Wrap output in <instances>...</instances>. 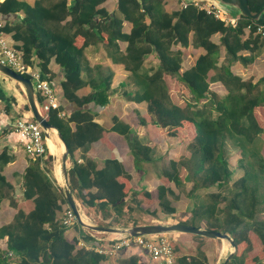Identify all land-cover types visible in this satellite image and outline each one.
I'll return each instance as SVG.
<instances>
[{"label": "trees", "instance_id": "1", "mask_svg": "<svg viewBox=\"0 0 264 264\" xmlns=\"http://www.w3.org/2000/svg\"><path fill=\"white\" fill-rule=\"evenodd\" d=\"M106 1L38 0L34 5H28L19 0H6L0 6V20H7L1 30L14 33V39L22 42L26 62L37 64L33 68L48 76V82L60 99L58 109L44 110V113L68 147L73 195L103 221H109L110 227L139 225L132 217L135 210L150 215L158 211L145 212L140 207L142 201L137 197V188L123 194V184L118 178L131 180L132 176L119 160L108 159L103 168L98 169L87 156L93 143L106 131L95 121L110 102L108 91L113 74L99 66L90 68L85 51L90 46L103 45L115 64H123L131 72L134 90L124 92L127 100L151 103L156 125L172 130L185 124V128L195 133L188 144L191 156L182 157L179 162L162 163L160 168V174L174 181L179 189H183L182 168L190 175L186 181L193 180V187L187 193L192 201L191 217L180 223L200 227V222L206 220L218 226L216 231L233 237L237 247L247 243L244 252L240 255L235 252L227 262L245 264L252 250L248 234L255 233L264 245V221L259 218L264 212V126L255 115V109L264 105V78L247 92L242 79L233 74L231 67L237 62L248 66L256 60L264 45V36L257 34L259 24L244 16L236 25L226 24L195 5L168 12L164 0H115L117 10L110 13L101 8ZM247 2L253 12L264 8V0ZM20 11L25 16L12 21ZM125 22L132 25L130 33L124 32ZM33 23L34 27L28 28ZM246 30L250 34L245 39ZM216 34L221 35L219 45L211 41ZM78 37L84 38L81 47L76 45ZM120 41L128 44L125 51H121ZM178 46L206 48L207 57L200 56L192 68L181 73L184 53L175 49ZM221 47L225 48L226 57L224 64L219 66ZM243 52H249V55H243ZM151 55L159 63L156 68L146 71L144 64ZM53 59L64 72L65 79L60 85L49 69ZM165 76L175 78L185 86L191 98L187 105L174 103ZM216 82L226 84L228 94L220 97L213 92L210 86ZM86 86L92 91L80 96L78 92ZM27 110H30L28 106ZM9 129L6 125L0 126V208L4 200L17 208L15 187L1 172L14 159L7 149L1 148L2 136ZM109 131L123 136L139 173H146L145 165L162 162L157 152L129 124L115 117ZM228 142L241 156L237 169L242 175L235 181ZM77 151L81 152L82 163L76 158ZM52 160L51 155L47 160H30L23 176V197L33 199L35 208L29 214L19 210L10 224L0 228V239L8 237L6 250L0 246V264H7L13 256L19 264H101L107 259L95 251L97 247L104 248V243L89 234L83 235L84 246L78 240L72 243L67 240V228L61 217L67 200L50 171ZM94 187L119 198H89L85 191ZM212 188L218 191L204 192ZM158 190L161 211L175 215L177 211L168 197L173 200H179V197L164 186ZM145 193L147 198L151 197L149 192ZM239 232L243 234L239 236ZM145 254L140 246L133 245L118 251L117 257L119 264H146L148 256ZM207 263L206 254L199 251L196 256H177L176 264ZM254 263L264 264V259L257 257Z\"/></svg>", "mask_w": 264, "mask_h": 264}, {"label": "crops", "instance_id": "2", "mask_svg": "<svg viewBox=\"0 0 264 264\" xmlns=\"http://www.w3.org/2000/svg\"><path fill=\"white\" fill-rule=\"evenodd\" d=\"M19 1L26 3L28 5H34L38 0H19ZM199 2L202 4L216 5L227 11L224 7L220 6L217 1L206 0ZM164 5H165V9L168 12L178 11L181 9L180 0H164ZM101 8H105L110 13L115 12L117 10L116 1L107 0L103 5H101ZM230 12H228V16L233 19H236V24H237L238 20L242 17V15L234 10ZM24 16H25L24 12L20 11L19 13H17L16 17L13 16L11 20L12 21L15 19L20 20ZM6 22L7 20L5 19V24ZM33 27H34V23L28 26V28H33ZM131 29H132L131 23L125 22L124 32L130 33ZM5 33L9 43L19 51L23 52L25 56V53L22 49V42L16 41L14 39V35H13L14 33H7V32ZM249 34H250L249 30H246L244 38L245 39L248 38ZM104 36L106 37L105 34ZM220 38L221 35L216 34L215 36L212 37L211 41L219 45ZM83 43H84V38L78 37L76 45L78 47H81ZM118 44L120 46L121 51H125L128 45L127 43L121 41ZM175 49H181L184 53V59H183L184 61L182 64L183 68L181 70V73L192 68L197 63V60L199 59L200 56L204 55L205 57H207L206 48L196 49L193 48L192 46L189 48H181L178 46ZM85 52H86V59L90 63L89 64L90 68H95L99 66L103 68L105 71L111 72L113 74L110 91H108L110 102L103 107L100 116L95 121L96 123L104 127L106 131L103 133V137L99 141L93 143L89 152L87 153L88 158H90L96 164L98 169L103 168L105 161L108 159L119 160L124 165L126 171L132 176L131 180H128L124 177L118 178V182L123 184L122 192L123 194H125L128 193L131 190V188L134 189L137 188V191H139L137 197L139 201H142L140 207L143 208L145 212H147L146 210H150V212L157 210L161 211L158 200V196H159L158 189L160 186H164L169 190L173 191L175 195L179 197V200L183 196L187 197V193H189V191L193 187V180H190L188 182L186 181V177L190 175L188 172H185L186 171L185 168H182L180 172L181 187L183 189H179L174 181L169 180L167 177L161 175L160 171L158 176L156 175L157 177H155L151 169L153 165H145L143 168L146 170V173H139L135 167V159L133 155L130 153L129 146L125 141V139L123 138V136H121L116 132L109 131V129L112 128L113 119L115 117L129 124L134 130H136L138 135L145 140L146 144L157 152L158 158L162 159V162L159 161L160 164L168 163L171 160L179 162L182 157L189 158L191 156V153L188 150V144L195 135L194 131L185 128V124L181 128L172 129V130L165 129L161 125H156L154 123V116L151 113V103L132 102L127 100L124 96V92H126V90H134V87L131 83V72L127 71L123 64H115L112 61V59L108 56V53L104 49L103 45L90 46L86 49ZM243 55H249V52H243ZM225 57H226L225 48L221 47L220 60L218 63L219 66L224 64ZM33 60L35 62H38V60L35 57H33ZM158 63H159L158 59L154 55H151L147 58L146 63L144 64V69L146 71H151L153 68H156L158 66ZM33 65L37 66V64H33ZM33 65L31 66L33 67ZM49 69L53 74H55L54 79L60 85L61 82L65 79L64 72L61 69V67L55 62L54 59L52 60ZM231 71L233 72V74L239 76L242 79L246 91L249 92L252 86H254V84H256L261 78H264V45L261 48V50L258 52L256 60L252 64L248 66H244L240 62H237L235 63V65L231 67ZM212 74L213 73L211 72L210 75ZM83 75L86 76L85 73ZM165 81L167 82L169 91L171 93V97L176 105L181 106L180 103H178L179 101H181L180 97L181 99H184L182 101H184L185 103H188L187 101L189 102L191 101V98H189L187 95L185 86L182 83H180L177 79L172 78L170 76H165ZM12 83H16V82H14L12 79L0 73V110L3 111L6 115V117H3V119L0 121V126L6 125L7 128L9 126V128L11 129V130L10 129L6 130V133L3 134L1 141V148L7 149L9 154L14 157L13 161L7 164L4 168H2L1 172L6 177L8 182H10L15 187L14 196L17 201V208L12 207L10 205L9 200H4L3 203L1 204L0 220L2 223L0 222L1 223L0 228L10 224L14 220L19 210H22L26 214H29L35 208V203L33 199L28 200L23 197V193L25 191L23 176L25 174L26 169L29 166L30 159L26 155L22 147V144L19 141L18 136L14 133L13 129L10 126L18 119H21L24 116L26 117L30 116L31 111L27 110L28 101L23 90L21 89L20 91H18L16 88L12 86ZM1 84H4V87H1ZM227 87L228 86L226 84H223L221 82L212 83L210 86L211 90L217 93L220 97H223L226 94H228ZM58 91L59 94H61L60 88L58 89ZM91 91L92 90L90 86H86L83 89H81L78 92V94L80 96H85L88 95ZM255 115L259 123L264 126V105L257 107L255 109ZM57 138H58L57 134L54 135L51 133L47 143L50 154H53L50 150V146H49L50 144H53L57 148V155L53 154L55 157H57V161L56 163L54 162L51 172L53 178L56 180V183H58L57 185L59 186L60 191L63 193L62 188H64L66 183L63 174L64 168L62 166L60 158L62 157L61 155H63L65 150L64 152L63 151L61 152V145L58 142L59 138L58 139ZM171 138L173 139L174 142H171L169 140ZM171 152L173 156L168 155V153ZM263 156H264V151H263ZM76 158L80 163L83 162L80 151L76 152ZM69 161L70 160H68L66 163V168L68 171L72 167V163L70 161L71 166L69 168ZM58 163L60 164L61 167L62 179L58 176L56 170V166ZM68 178H69V172H68ZM189 183L192 184L191 188L187 187ZM146 191L151 194L150 198L146 197L145 195ZM200 193L203 194L204 192L201 191ZM85 194L89 198L108 197L109 199H113V200H117L119 198L118 195H113L107 192V190L101 189L100 187H94L92 189H88L85 191ZM73 196L77 204V207L81 208V212H85V214L88 212L96 224L108 226L107 223L109 221H103V219L100 216H98V214L94 215V210L88 209L75 195ZM168 198L172 201V206L176 209L177 212L173 216H169L166 214L164 215L165 218L163 219V222L165 225L177 224L191 217L190 207L192 206V201L189 197H187L189 201H187L186 208L182 210L175 205V201H179V200H173L172 197L170 196ZM68 209L71 208L69 207L67 202V204L64 205L63 213L61 214V217H63L64 213ZM136 212L138 211L135 210L133 212L134 216ZM260 216L259 218L262 220ZM91 218L89 219L87 218V219L92 220ZM144 219L149 222L148 223L138 222L139 225L137 226L152 225V224L154 225L156 222V221L154 222V220H149V218H144ZM153 219H155V217ZM134 226L135 225L130 223L128 226H123L122 228H118V229L127 230ZM200 228L216 231L218 226L216 225L214 226L212 225V223H207L206 220H203L200 222ZM86 234L91 235L95 240L99 242H103L105 247H107L108 244L114 242L117 238L121 236V234L119 233H99V232L91 231L87 228H84L80 224H77V226L75 224L73 228L67 229L66 238L71 243L74 242L75 240H78L79 243H84L82 239H83V235ZM242 234L243 232H239V236H241ZM168 235H170L169 237L175 245L176 256L178 257L196 256L199 253V251H202L207 256L208 259L207 264H221L222 260L227 258L225 257L227 255L226 253L229 252L235 253L238 251L237 254L240 255L242 252L245 251V249L248 246L247 243L245 242L241 243L238 247L234 243L235 244V249H234L231 246L230 242L228 241L230 248H228V250H224V240L221 239L208 238L204 236H201L202 238H196L195 236H199V235H194L189 233H176V232L170 233ZM248 235L252 244V250L248 253L245 264H254L255 258L257 257L261 259L264 258V245L262 244V242L255 233L250 232ZM7 241H8V237H5L4 239H0V246L3 250H6L7 248ZM88 247H91V245H88ZM233 254L231 255V257L233 256ZM145 256L148 255L145 254ZM106 258L107 259L103 261L101 264H119V257H117V254L114 257L106 256ZM176 263H177V259H176ZM7 264H19V262L17 261V257L16 256L10 257ZM146 264H156V263L153 262L148 256V261Z\"/></svg>", "mask_w": 264, "mask_h": 264}, {"label": "built area", "instance_id": "3", "mask_svg": "<svg viewBox=\"0 0 264 264\" xmlns=\"http://www.w3.org/2000/svg\"><path fill=\"white\" fill-rule=\"evenodd\" d=\"M5 1L6 0H0V5ZM189 5H195L196 7L207 11L209 14H213L226 24L236 25V19L229 17L228 12L221 7L212 4H202L200 2L191 3L187 0H180L181 8H187ZM4 26L5 21L0 20V63L8 66L25 77L28 76L27 78H30L33 81L43 113L44 110L58 109L60 106V99L48 82V76L43 75L29 65L25 60L23 52L19 51L9 43L6 33L1 30ZM258 26L257 34L264 35V25ZM61 116H63V114H61ZM3 117H6V115L0 110V121ZM10 126L18 136L23 149L30 160H47L50 152L48 150L44 132L40 124L32 117V114L31 117L24 116L23 118L16 120ZM79 209L81 213V208ZM62 220L63 225L66 226L67 229L73 228L75 224L78 223L76 215L71 209H68L64 213ZM80 245L84 246L83 243ZM133 245L140 246L156 264H176L177 256L175 245L167 234L144 235L137 237L131 236L130 234H121L119 238L108 244L107 247H97L95 248V251L108 257H114L121 249ZM90 249L92 248L90 247Z\"/></svg>", "mask_w": 264, "mask_h": 264}, {"label": "water", "instance_id": "4", "mask_svg": "<svg viewBox=\"0 0 264 264\" xmlns=\"http://www.w3.org/2000/svg\"><path fill=\"white\" fill-rule=\"evenodd\" d=\"M187 1L193 3V2L206 1V0H187ZM207 1H217L218 4L224 7L225 9L227 8L231 11L234 10L240 13L244 17L251 18L256 24H259V25L264 24V8L259 12H253L250 9L247 0H207ZM0 73L12 79L13 81L17 82L21 86L23 92L26 95L28 106L31 111L32 117L35 119L37 123L40 124V126L43 129L46 143L52 131L57 132L59 140L63 143L65 147V152L62 155L61 163L64 168L63 174H64L66 184L64 188H62V190H63V195L65 199L67 200L69 207L76 215L78 224H80L84 228H87L91 231H95L99 233L130 234L131 236H135V237L144 236V235L169 234V233H174V232L189 233V234L204 236L208 238L227 240L230 242L231 246L235 249V244L233 242V239L227 233H223L220 231H214V230H207V229H203L200 227L190 226V225H186L182 223L170 224V225H160V224L159 225H142V226H134L127 230H122V229L113 228L109 226L84 222L82 218L83 215L80 213V209L79 207H77V204L75 202V199H74L71 187H70V181L68 178L69 171L66 168V163L68 160H70L68 147L65 144L61 133L58 131V129L55 126L49 123L47 117L43 113L33 81L30 78H27L15 72L8 66L3 65L1 63H0ZM51 156L53 157V160L56 163L57 158L53 154H51ZM233 253L234 252H232L226 258L224 264H226L229 261Z\"/></svg>", "mask_w": 264, "mask_h": 264}, {"label": "rangeland", "instance_id": "5", "mask_svg": "<svg viewBox=\"0 0 264 264\" xmlns=\"http://www.w3.org/2000/svg\"><path fill=\"white\" fill-rule=\"evenodd\" d=\"M226 10H227V12H230L231 10H229V9H227L226 8ZM231 13V12H230ZM232 15V14H231ZM15 82V81H14ZM12 86L14 87V88H16L18 91H20L22 88H21V86L16 82V83H12ZM1 87H4V84H1ZM180 100L181 101H179L178 103H180V105L181 106H185V105H187L188 103H185L184 101H182V100H184V99H181V97H180ZM188 102V101H187ZM30 111V110H29ZM30 116H31V114H30ZM30 116H28V117H30ZM171 142H174L173 141V139L171 138V139H169ZM169 141V142H170ZM228 149H229V154H230V164H231V167H232V169L235 171V174H234V176H233V181H235V180H237L239 177H241V175H242V171L241 170H238L237 169V164H236V161H238L239 160V158L241 157L240 156V154H239V151H237V150H235L233 147H232V145H231V143L230 142H228ZM49 155H51L50 153H49ZM168 155H170V156H173L172 155V152L171 153H168ZM184 158V157H183ZM62 160V157L60 158V161ZM53 164H54V160H52L50 163H49V168H50V171H51V169H52V167H53ZM70 166H71V163H70V161H69V168H70ZM160 168H161V164L160 163H157V164H154V166L153 167H151V169H152V173H153V175L155 176V177H157L158 176V174H159V171H160ZM186 170V169H185ZM185 172H187V171H185ZM157 175V176H156ZM158 179V178H157ZM233 181L231 182V183H233ZM58 184V183H57ZM191 186H192V184L191 183H189L188 185H187V187L188 188H191ZM218 191V189L217 188H212V189H209L208 191H204L205 193H210V192H217ZM187 201H189V199L186 197V196H183L179 201H175V205L179 208V209H185L186 208V204H187ZM82 213V215H85L88 219L89 218H91V216H90V214L87 212L86 214L88 215H86L85 214V212H81ZM135 214V213H134ZM94 215H95V213H94ZM165 214H163V212L162 211H160V210H158V213H156L155 215H152V216H154L155 217V219H153L154 217H152L150 214H143V213H140V212H136V214H135V216L134 215H132V217L134 218V219H136V221L137 222H139V223H148L149 221H146L144 218H149V220H154V222H155V224L154 225H165L164 224V222H163V219L165 218V216H164ZM261 216V218H262V220L264 221V212H262L261 214H260ZM93 216V215H92ZM128 217V216H127ZM87 219V220H88ZM92 220H89V223H92V224H96L95 223V221L93 220V218H91ZM145 220V221H144ZM0 222H1V220H0ZM2 223V222H1ZM0 223V224H1ZM78 224V223H77ZM77 224H76V226H77ZM106 225V224H105ZM153 225V224H152ZM124 225L123 224H116V225H114V226H112L113 228H122ZM170 234V233H169ZM167 236H170V235H168L167 234ZM227 255L225 256V257H228L230 254H231V252H229V253H226ZM264 259V258H263ZM262 259V260H263ZM225 260L226 259H223L222 260V263L221 264H224V262H225ZM255 264V263H254Z\"/></svg>", "mask_w": 264, "mask_h": 264}, {"label": "bare ground", "instance_id": "6", "mask_svg": "<svg viewBox=\"0 0 264 264\" xmlns=\"http://www.w3.org/2000/svg\"><path fill=\"white\" fill-rule=\"evenodd\" d=\"M52 134L56 135L57 132L56 131H52L51 132ZM52 139V138H51ZM56 139V138H55ZM58 139V138H57ZM52 141V140H51ZM54 141V140H53ZM55 142V141H54ZM58 142L59 144L61 145V152L65 150V147L63 145V143L58 139ZM51 143V142H50ZM56 144V143H55ZM50 150L53 154L57 155V148L53 145V144H50ZM59 150V149H58ZM60 152V151H59ZM62 156V155H61ZM57 158V157H56ZM56 170H57V173H58V176L62 179V173H61V167H60V164L58 163L57 166H56ZM83 220L84 222L86 223H89V220H87V218L85 217V215H83ZM229 247V243L228 241L224 240V250H228Z\"/></svg>", "mask_w": 264, "mask_h": 264}]
</instances>
